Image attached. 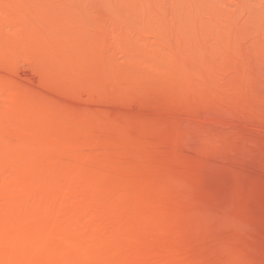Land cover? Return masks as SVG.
<instances>
[{
	"label": "rangeland",
	"instance_id": "obj_1",
	"mask_svg": "<svg viewBox=\"0 0 264 264\" xmlns=\"http://www.w3.org/2000/svg\"><path fill=\"white\" fill-rule=\"evenodd\" d=\"M0 264H264V0H0Z\"/></svg>",
	"mask_w": 264,
	"mask_h": 264
}]
</instances>
